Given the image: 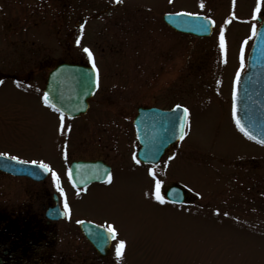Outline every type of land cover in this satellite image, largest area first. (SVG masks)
<instances>
[{
    "label": "rangeland",
    "instance_id": "1",
    "mask_svg": "<svg viewBox=\"0 0 264 264\" xmlns=\"http://www.w3.org/2000/svg\"><path fill=\"white\" fill-rule=\"evenodd\" d=\"M256 3L0 0V154L42 161L59 180L78 159L112 167L110 182L82 192L72 213L112 226L110 257L68 264H264V147L246 139L231 116L233 79L256 19L264 18V0L253 17ZM175 13L211 19L212 35L174 32L161 16ZM60 63L89 65L99 75L76 120L41 102L46 75ZM172 106L188 112L183 140L159 167L137 165L136 110ZM173 184L186 189L183 205L163 198ZM41 187L0 175V209L13 198L15 205L41 203L32 197Z\"/></svg>",
    "mask_w": 264,
    "mask_h": 264
},
{
    "label": "water",
    "instance_id": "2",
    "mask_svg": "<svg viewBox=\"0 0 264 264\" xmlns=\"http://www.w3.org/2000/svg\"><path fill=\"white\" fill-rule=\"evenodd\" d=\"M162 21L178 33L195 37H209L213 28L212 21L204 16L182 13L166 14L162 16ZM257 21L259 27L247 57L245 71L236 76L233 81L231 101L235 125L237 126V121H239L244 131L237 128L244 135L247 132L248 135H245L247 138L251 137L250 140L264 147V143H261L264 141V19H257ZM97 83V75L93 69L82 65L61 63L48 75L44 89V101L47 98V104L51 108L68 118L78 117L88 109V100L96 91ZM174 109L178 110L173 111ZM174 109L170 111L138 109L133 125L140 146L137 153L140 162L152 166L157 165L166 149L183 138L186 112L179 107ZM6 161L0 159V164H2L0 167L10 173L26 176L39 172L45 173L33 165ZM69 172L71 176L75 172H81L106 177L109 168L100 162L77 163L70 167ZM104 177L98 180H103ZM184 196V190L178 185L168 188L165 193L168 201L178 204L183 202ZM90 228L97 229L94 226ZM93 245L97 248V245ZM107 250L108 245H104L100 250L101 255L104 256Z\"/></svg>",
    "mask_w": 264,
    "mask_h": 264
},
{
    "label": "flooded vegetation",
    "instance_id": "3",
    "mask_svg": "<svg viewBox=\"0 0 264 264\" xmlns=\"http://www.w3.org/2000/svg\"><path fill=\"white\" fill-rule=\"evenodd\" d=\"M76 119L78 117L73 120ZM3 156L4 159L12 157L7 154H3ZM165 157H171V149L165 153ZM17 161L25 160L17 158ZM26 162L31 164L32 161ZM72 162H100L109 167V173L106 177L103 175L100 177L99 174L87 175L81 172H75L71 176L67 170L61 180L57 178L59 184V188H57V184L52 179H50L51 185L45 183L47 178L52 176L51 170L47 174L39 172L26 176L7 172L1 168L2 164H0V175L4 180L20 179L31 185L42 186L32 195L35 203L42 201L41 203L26 204L23 200L19 205H15L13 198L7 201L5 208L0 209V264H68V261L76 262L79 258L83 261H95V259L103 260L110 257V246L117 239V234L115 233L114 239L109 240L107 253L103 256L100 250L104 246L98 244L92 235L96 229L90 228V226L102 225L85 218H74L72 213L74 202L79 201L82 192L90 187L104 186L110 182L113 175L112 167L98 158L78 159ZM37 163L43 162L38 161ZM103 177V180H98ZM90 179L93 180L85 182ZM187 201V192H185L182 205ZM65 204L68 206L67 214L64 212ZM70 232L73 235L71 237ZM61 235L64 241H62ZM61 242L66 245V249H57ZM93 244L97 245V248ZM68 245L73 246H70L69 249ZM79 245L82 246L81 249L78 248Z\"/></svg>",
    "mask_w": 264,
    "mask_h": 264
},
{
    "label": "snow or ice",
    "instance_id": "4",
    "mask_svg": "<svg viewBox=\"0 0 264 264\" xmlns=\"http://www.w3.org/2000/svg\"><path fill=\"white\" fill-rule=\"evenodd\" d=\"M259 10H260V0H257L256 8L253 10V17L256 16V12ZM81 28H83V25H81ZM253 31L255 34V26L253 28ZM77 42H78V40H77ZM221 50H223V38H222V36H221ZM84 52L88 53L89 60H91L92 57H91V53L89 52V50L87 48H85ZM241 66L243 67V62H242ZM237 76H239V72H237ZM233 96L235 98V89L233 92ZM45 103L46 104L48 103L47 98H45ZM234 109H235V105H234ZM177 110L178 109H174L173 111H177ZM186 111L187 110H185V112ZM237 127L240 128L241 131H244V129L240 127L239 121H237ZM245 135H248V133L245 132ZM249 138H251V137H249ZM261 143H264V141H261ZM0 159H4L3 154H0ZM12 161H15L17 164H25V165L28 163L26 161H17V158L14 156L8 158L6 162L10 163ZM31 164L36 166L38 169L43 170L44 172H47L49 170V167L47 164L37 163V161H32ZM52 180L54 183L57 184V188H59V184L57 182V176H56V173H54V172L52 173ZM159 185H160V182L157 181V184H156L157 189H159ZM157 199L159 200L160 203H164V199L162 197H160L159 195H157ZM64 212H65V214H67V212H68L67 204L64 205ZM92 235L94 236V239L97 241V243L102 245V246L107 245L110 239L115 238V233H114L111 225H108L107 227L97 226V229L92 233ZM123 247H124V241L121 240L116 245V255L117 256L120 255V250Z\"/></svg>",
    "mask_w": 264,
    "mask_h": 264
}]
</instances>
